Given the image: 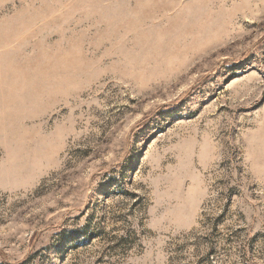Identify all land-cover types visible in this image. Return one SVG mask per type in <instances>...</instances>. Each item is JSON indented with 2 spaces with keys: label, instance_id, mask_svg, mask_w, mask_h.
Wrapping results in <instances>:
<instances>
[{
  "label": "rangeland",
  "instance_id": "rangeland-1",
  "mask_svg": "<svg viewBox=\"0 0 264 264\" xmlns=\"http://www.w3.org/2000/svg\"><path fill=\"white\" fill-rule=\"evenodd\" d=\"M0 264H264V0H0Z\"/></svg>",
  "mask_w": 264,
  "mask_h": 264
}]
</instances>
